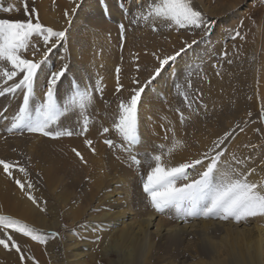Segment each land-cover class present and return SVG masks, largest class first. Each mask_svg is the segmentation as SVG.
<instances>
[{"label":"rangeland","instance_id":"374dc122","mask_svg":"<svg viewBox=\"0 0 264 264\" xmlns=\"http://www.w3.org/2000/svg\"><path fill=\"white\" fill-rule=\"evenodd\" d=\"M41 1L0 0V19L25 20L32 18L35 20L38 17L44 26L52 27L54 30L67 29V37H69V29L72 28L70 23L85 0L66 2L69 5L61 9L63 13L56 24H48L42 17ZM57 1L48 0V3L53 6L57 4ZM112 1H114V12L122 10V15L118 18L113 15L108 16L107 12H103L101 15L95 16L94 23L97 24V21L101 20L102 27L94 24L96 34H93L94 37L91 35L84 43L90 55L93 57L92 53L95 54L96 64L85 65L80 54H78V59L75 56L77 60H74L69 52L68 38L64 46L59 50H54L49 59V64L59 66V58L63 55L70 64L68 78L62 81L58 89L60 97L58 103L61 105L69 94V80L73 77L80 81L82 87L90 85L94 88L97 80L101 82L102 91L93 92L94 99L87 111V115L90 117L88 130L83 135L80 134L82 120L79 118L78 111L61 118L59 122V130L66 127L73 130L71 136L53 139L27 131L9 133L6 131V126H10V117L18 111L22 97L19 95L15 98L0 97V111H3L7 106V113L0 118V159L17 162L26 168L27 177L20 173L18 168L13 169V176L22 182L27 180L33 184L31 194L36 198L39 206L27 198L15 183V179L3 172L2 166H0V180L5 181L2 184L3 188L10 189L11 194L15 197L14 200L20 203L19 206L25 213L43 218L44 223L36 224L24 218H12L27 224L41 234L56 232L58 235L55 238L49 237L46 243L40 244L31 240L30 237L13 232L11 229H9V233L13 235L18 244L35 243L48 248L50 255L56 256V258L64 253L67 234H80L87 229L92 232L93 229L90 226L99 223L97 221L100 219L96 220L98 215L127 207L123 194H117L118 190L124 186L122 179L125 177L134 182L135 187L132 188V194L136 196V200L141 205L140 209L143 211L153 213L172 223H191L193 221L192 217L175 218L174 211L156 212L150 206L142 189L141 173L146 175L147 164L142 163L139 167L134 166L126 152L118 147L110 148L104 143L105 139H112L117 145L121 143L112 124L118 114L119 101L128 98L131 89L138 86L134 81L143 84L152 75L154 67L157 66L156 57L172 54L184 47V42H187L191 47L167 67L163 72L165 77H159L142 94L138 109V131L140 130L141 143L135 149V154L143 162L147 159L146 154H155L161 151L156 147L157 145L164 144L166 148L171 146L172 133L166 130L172 128L176 138L183 141V147L163 159L171 166H175L200 158L202 153L213 147V141L222 137L226 131H231V137L221 149L225 152L223 160L229 161L235 154L240 159L246 158L245 163L241 166L244 170L254 169L259 165L264 166V119L261 118V113H264V96L261 86L263 84L261 56L264 51L261 50V43L264 30V0H222V3H216L215 0H192L195 9L202 14L206 21L216 20V15L209 16L208 12L217 9L218 6L215 5L224 4V11L220 16L221 20H229L228 24L216 23L215 26L212 24V31L208 34H205L202 28H179L174 25H161L159 22L156 24L157 31H153L150 24L143 22L132 24L130 20L135 17L138 11L146 10L150 0ZM25 7L29 10L28 16L25 14ZM74 8L77 9L75 13L72 11ZM4 9H10V11H4ZM103 9H106L105 6ZM125 13H128L127 18H125ZM105 22L111 26H104ZM121 23L125 25L123 37L119 28ZM218 27L220 31L215 32ZM72 29L74 32L75 28ZM237 32L239 36L236 35ZM193 40L197 43L192 44ZM42 51L43 46L41 45ZM27 58H33L32 51H28ZM35 59H40V53L35 56ZM110 60L114 61L112 69L108 64ZM105 65L106 67H104ZM117 68L120 69L119 73L116 71ZM117 76H119L120 84L123 85L120 93L116 92ZM107 77L110 79L109 86ZM160 78H163V81L168 79L171 83L167 92L162 90V93H165L163 95H158V90H155L163 86V83H159ZM216 78L230 86L223 92L219 91L218 99H212L204 94L202 87L206 82ZM189 80L191 87H188ZM42 82L41 78L36 89L40 98H42V92L39 84ZM181 92L187 93L191 109L185 103ZM145 94H152L158 103L153 106L149 105L147 102L151 101L145 99ZM177 109L187 117L183 124L180 122V113L177 112ZM237 125L239 127H236ZM53 127L56 128V126ZM104 127H108L110 131L103 133ZM241 129L243 130L241 131ZM165 136L168 139H165ZM33 137L61 141L66 146L65 153L61 155L65 158L66 165L63 169L52 172L51 181L44 179L45 173L47 174L51 170V166L48 162H44L43 158H37L34 155V146L31 147L35 140ZM86 140H91L92 144L87 145ZM73 149L78 151L81 156L78 157ZM106 151L121 160L127 167L128 171L126 170L124 175L119 171L109 172L106 165L93 161L99 155L100 158L105 157ZM221 166L223 167V165ZM202 170L201 166H197L194 170L189 169L188 171L195 178L196 174ZM116 198H119L120 201L117 202ZM138 207L135 210L139 212ZM41 208L44 211H41ZM2 213L5 212L2 211ZM88 215L89 218H87ZM122 221L127 222L128 218H124ZM116 236L117 234H114L113 237ZM78 240L82 242L80 249L85 251L86 263L122 264L120 261L122 255L117 252L119 243L113 244L114 248L107 247V245L104 247L103 237L98 233L81 236ZM212 240L215 245H225L228 242V238L218 232L214 234ZM186 244L187 242L183 238L180 243L153 245L156 258L150 263L192 264L194 259L185 256L183 248ZM121 250L123 251L122 247Z\"/></svg>","mask_w":264,"mask_h":264},{"label":"snow or ice","instance_id":"6c2138e0","mask_svg":"<svg viewBox=\"0 0 264 264\" xmlns=\"http://www.w3.org/2000/svg\"><path fill=\"white\" fill-rule=\"evenodd\" d=\"M76 10L74 8L73 13ZM4 11H10V9H4ZM25 14L29 15L27 7H25ZM65 15L67 16L68 13L66 12ZM127 15L128 13H125V18ZM140 22L150 24L153 31L158 30L157 22L161 25H174L179 28H202L205 34L210 33L212 28L211 22L206 21L202 14L195 9L192 0H150L146 10L138 11L135 17L130 20L132 24ZM119 28L123 37L125 25L121 23ZM236 35L239 36V33L237 32ZM67 38V29L54 30L52 27L44 26L38 17L35 20L32 18L25 20L0 19V97L15 98L17 95L22 97L18 111L10 117V126H6L7 132L27 131L53 139L71 136L73 130L70 127L59 130V122L61 118L77 111L80 120H82L80 134L83 135L88 130L90 117L87 115V111L94 99L93 92L102 91L101 82L97 80L94 88L90 85L82 87L80 81L73 77L69 80V94L64 99L63 105L58 103V99H60L58 89L62 81L68 78L70 64L63 55L59 58V66L49 64V59L54 50H59L64 46ZM196 43L197 41H192V44ZM41 45L43 46L42 52ZM190 47L191 45L184 42V47L172 54L157 56V66L154 67L149 79L143 84L134 81L138 86L131 89L128 98L119 101L118 114L112 124L121 143L117 145L112 139H105L104 143L110 148L118 147L126 152L134 166L139 167L142 163L147 164L146 175L141 173L142 189L150 206L158 213L174 211L175 218L178 219L199 216L223 221L231 219L237 223L250 217L264 216V180L255 182L249 179L254 170L242 169L241 166L245 163L246 158L240 159L233 154L229 161L223 160L225 152L221 149L231 137V131H226L222 137L213 141V147L202 153L200 158L175 166H171L163 159L183 147V141L176 138L172 128L166 130L172 133L171 146L166 148L164 144L157 145L156 147L161 151L155 154H146L147 159L143 162L135 154V149L141 143L138 131V109L142 94L162 76L172 62L176 61ZM65 50L67 51V49ZM28 51H32V59L27 58ZM38 53H40V59H35ZM116 71L119 73L120 69L117 68ZM41 78L43 82L39 84V87L42 98L37 95L36 91L37 83L41 81ZM188 87H191L190 80ZM122 88L123 85L120 84L119 76H117L116 92L120 93ZM180 94L184 96L185 103L191 109L187 93L181 92ZM177 112L180 113V122L183 124L187 117L179 109ZM6 113L7 106L3 111H0V118L4 117ZM261 118L264 119V113H261ZM109 131L108 127L103 128V133ZM165 139L168 137L165 136ZM85 143L91 145L92 141L86 140ZM73 151L78 157L81 156L75 149ZM0 166L5 174L15 179V183L27 198L39 206L36 198L31 194L33 184L27 180L22 182L13 176V169L18 168V171L27 177L26 168L17 162L2 159H0ZM197 166H201L203 170L193 178L188 170H194ZM41 211L44 209L41 208ZM9 229L25 237H30L31 240L40 244L46 243L49 237L55 238L58 235L56 232L41 234L17 219L0 215V246L6 250L14 249L17 253H22V249L13 235L9 233ZM33 259L32 256L20 255L21 264H25L26 260Z\"/></svg>","mask_w":264,"mask_h":264},{"label":"bare ground","instance_id":"6f19581e","mask_svg":"<svg viewBox=\"0 0 264 264\" xmlns=\"http://www.w3.org/2000/svg\"><path fill=\"white\" fill-rule=\"evenodd\" d=\"M215 1L216 3H222V0ZM66 2H70V0H58L57 4L52 6L48 3V0L41 1L40 8L42 10V17L46 23H58L60 15L63 13L61 9L69 5L66 4ZM75 2L78 1L75 0ZM113 3L114 1L112 0H85L79 7L73 21L70 23V26L72 28L74 27L75 30L73 32V29L70 28L68 34V48L74 60H77L78 54H80L82 61H85V65L96 64L95 54L92 53V57L85 48L84 43L91 35L94 37L93 34H96L95 25L102 27L101 20L97 21V24L94 23L95 16H99L103 12H107L108 16L113 15L118 18L122 15V10L114 12ZM103 6L106 8L105 10ZM215 6H218V8L214 11H209L208 14L209 16L216 15L215 17L217 19L209 22L214 24V26L216 23L227 25L229 20H221L222 17L220 16L221 12L224 11V4H217ZM104 26H111V24L105 22ZM219 31V27L218 29L216 28L215 32ZM261 50L264 51V30L262 34ZM261 59L263 62L261 73L263 84H261V86L264 96V53ZM73 63L78 65L75 61H73ZM108 64L109 68L112 69L114 61L110 60ZM106 65L104 67H106ZM162 76L165 77V74ZM162 79L163 78L159 79V83H163V86L155 89L158 90V95L165 94L164 92L168 91V87L171 84L170 80L167 79L163 81ZM107 82L109 86L110 79L108 77ZM229 86L230 84L216 78L215 80L206 82L202 88L206 96L212 99H218L219 91L223 92L227 90ZM162 90L164 91L163 93ZM145 99L151 101L147 103L152 106L158 103L152 94H145ZM33 138L35 140L31 147L34 146L35 150H33V152L35 157L43 158L44 162H48L51 166V170L44 175L45 180L51 181L52 172L54 170L59 171L66 165L65 158L61 157L66 151V146L61 141H51L39 137ZM93 161L98 163L101 162L104 166L106 165L109 172L119 171L124 175L126 170L128 171L123 162L111 155L108 151H106L105 157L100 158L99 155ZM263 167L264 166L260 165L256 166L253 169L254 172L249 176V179L255 182L264 180ZM122 180L124 181V186L118 190L117 194H123V199L127 203V207L118 211L106 212L98 215L96 220L100 219L102 221L99 220L97 221L99 222L98 224L90 226V228L93 229L92 232L87 229L80 234H67L65 236L64 253L58 258L53 255L51 256L48 248L41 247L31 242L27 244L20 243L19 246L22 249V253H17L14 249L6 250L3 246H0V264H21V254L26 257L32 256L34 258L33 260H26L25 264H35L37 262L42 264H88L84 259L85 251L80 249L82 242H80L78 238L84 235H93L97 233L103 237L104 247L107 245V247L111 246L114 248L115 245L113 244L119 243L120 246L117 252L122 255L120 257L122 264H153L154 262L150 263L156 258L155 251H153L152 248L153 245L180 243L183 238H185L187 242L185 248H183L185 250V256L194 259L192 264H264V216L250 217L239 223L231 219L223 221L215 218L197 219L196 217H192L194 219L191 223H172L153 213H147L140 209L141 205L136 200V196L132 194V188L135 187L134 182L132 180H127V177ZM4 183V180H0V215L6 214L10 217L24 218L36 224H43V218L33 217L31 213H25L19 206L20 203L14 200L15 197L11 194L10 189L3 188L2 184ZM116 200L117 202L120 201L119 198H116ZM112 201L116 202L114 200ZM137 207L140 210L139 212L135 210ZM2 211L5 213H2ZM87 218H89V215ZM124 218H128V221L123 222L122 220ZM111 231H113V233H110ZM216 232L223 233V236L228 238V242L225 245H215L213 243L212 238ZM114 234H117V236L113 237ZM78 235L81 236L77 237Z\"/></svg>","mask_w":264,"mask_h":264}]
</instances>
